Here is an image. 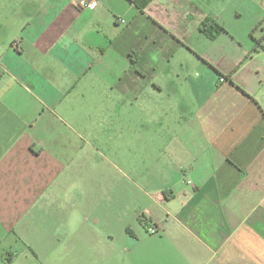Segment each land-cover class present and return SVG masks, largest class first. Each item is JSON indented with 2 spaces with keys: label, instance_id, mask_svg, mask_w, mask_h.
Wrapping results in <instances>:
<instances>
[{
  "label": "crops",
  "instance_id": "crops-1",
  "mask_svg": "<svg viewBox=\"0 0 264 264\" xmlns=\"http://www.w3.org/2000/svg\"><path fill=\"white\" fill-rule=\"evenodd\" d=\"M78 1L0 0V264H64L44 238L10 239L13 219L104 147L122 168L108 161L96 192L132 238H74L68 264H264V69L229 76L210 51L236 48L234 0ZM205 19L226 29L214 42ZM128 142L150 164L131 190Z\"/></svg>",
  "mask_w": 264,
  "mask_h": 264
},
{
  "label": "rangeland",
  "instance_id": "rangeland-1",
  "mask_svg": "<svg viewBox=\"0 0 264 264\" xmlns=\"http://www.w3.org/2000/svg\"><path fill=\"white\" fill-rule=\"evenodd\" d=\"M233 4L235 13L232 15L234 18L230 20V27H233L230 35L236 39V48L228 49L225 45L228 41L223 37L217 41V44L211 46L210 51L217 59L225 57L226 54L228 57L226 60H229L230 63L224 62V64L231 65L227 70V75L238 74L239 68L247 61L248 68L239 72L238 75H256L258 68L262 66V71L264 69V53L255 56L252 61L250 59L254 56L253 50L264 49V0H234ZM210 21L207 34L204 36L208 42H214L218 35L225 32L226 29L220 23L214 20ZM226 22L228 25L229 20ZM219 26L224 31L217 32ZM251 39H255L256 43H253ZM228 40L230 39L228 38ZM220 44H223V47ZM222 49L227 50L222 51ZM194 73L199 74L200 72ZM96 134L100 142L105 140L103 131H97ZM128 145L125 154L126 159L123 162V171L128 175L126 179L127 188L131 190L135 185L132 181H136L137 184L138 174L150 164L149 162L140 163L138 161L140 159L136 157L134 144L128 142ZM104 148L107 152L103 153V156L96 154L91 162H74V178L61 179L62 192L56 194L52 205H48L41 211H32L31 220L27 222L20 221L18 223V216H16L13 219L16 227L11 230L12 236L9 238H19L13 234V231L21 233L23 238H44L47 250L56 249L57 252L63 253L64 264L70 263L72 256L74 258V238H132L127 236L129 234L120 232L119 220H117L113 208H110L111 206L107 203L106 196L98 190L96 192L97 185L102 182L101 173L110 170L111 166L108 161L122 168L119 163L108 158V152L111 150L108 147ZM99 149L103 148L100 147ZM121 155H123L122 152ZM129 193L128 198L133 196L131 192ZM34 213L38 214L34 215ZM137 226L143 234L156 236L148 234L146 227L141 223L139 224L138 221ZM20 245L15 246L17 250H22Z\"/></svg>",
  "mask_w": 264,
  "mask_h": 264
},
{
  "label": "trees",
  "instance_id": "trees-1",
  "mask_svg": "<svg viewBox=\"0 0 264 264\" xmlns=\"http://www.w3.org/2000/svg\"><path fill=\"white\" fill-rule=\"evenodd\" d=\"M139 10H143L146 5L149 3L150 0H130ZM211 19H205L201 26H200V31L203 32L204 34H207V27L209 26V24H211ZM218 31L217 32H222L224 31V29L219 26L218 27ZM262 48V47H261ZM258 50H253L252 53H256ZM140 223L147 228V225L149 224V222L147 220H144V217L142 216L141 219L139 220Z\"/></svg>",
  "mask_w": 264,
  "mask_h": 264
},
{
  "label": "built area",
  "instance_id": "built-area-1",
  "mask_svg": "<svg viewBox=\"0 0 264 264\" xmlns=\"http://www.w3.org/2000/svg\"><path fill=\"white\" fill-rule=\"evenodd\" d=\"M98 0H79L78 3L76 4V7L79 10H84V9H90V10H94L97 6ZM121 22L123 23L124 21L121 20ZM224 79H222L221 81H223ZM146 231L148 232V234L150 235H157L158 234V229L156 226H154L153 224H148Z\"/></svg>",
  "mask_w": 264,
  "mask_h": 264
}]
</instances>
